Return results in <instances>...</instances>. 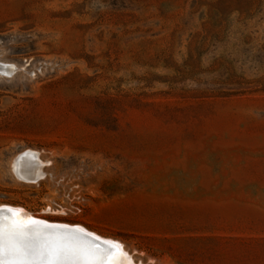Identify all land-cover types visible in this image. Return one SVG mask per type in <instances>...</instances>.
<instances>
[{
    "label": "rangeland",
    "instance_id": "1",
    "mask_svg": "<svg viewBox=\"0 0 264 264\" xmlns=\"http://www.w3.org/2000/svg\"><path fill=\"white\" fill-rule=\"evenodd\" d=\"M3 205L129 264H264V0H0Z\"/></svg>",
    "mask_w": 264,
    "mask_h": 264
},
{
    "label": "water",
    "instance_id": "2",
    "mask_svg": "<svg viewBox=\"0 0 264 264\" xmlns=\"http://www.w3.org/2000/svg\"><path fill=\"white\" fill-rule=\"evenodd\" d=\"M21 155L31 167L40 166L32 153L22 152ZM37 177L35 175L32 180ZM11 231L32 238L37 248L42 247L49 238H55L58 243L62 242L68 254L61 257L59 264H127L122 247L117 241L100 237L77 225L50 223L32 218L17 207L4 205L0 206V237L5 256L0 259V264H14L7 255L8 234ZM29 259L32 264H49L51 257L43 261L39 256Z\"/></svg>",
    "mask_w": 264,
    "mask_h": 264
},
{
    "label": "snow or ice",
    "instance_id": "3",
    "mask_svg": "<svg viewBox=\"0 0 264 264\" xmlns=\"http://www.w3.org/2000/svg\"><path fill=\"white\" fill-rule=\"evenodd\" d=\"M67 254V249L62 242L58 243L55 238H49L42 247L37 248L30 237L21 236L17 231H11L8 234L7 255L14 261V264H32L29 258L37 256L41 258V261L51 257L49 264H59L61 257ZM4 256L5 248L2 237H0V259Z\"/></svg>",
    "mask_w": 264,
    "mask_h": 264
},
{
    "label": "bare ground",
    "instance_id": "4",
    "mask_svg": "<svg viewBox=\"0 0 264 264\" xmlns=\"http://www.w3.org/2000/svg\"><path fill=\"white\" fill-rule=\"evenodd\" d=\"M26 214H27V213H26ZM27 215H28L29 217H32V216L29 215V214H27ZM32 218H33V217H32ZM95 234H96V233H95ZM118 243H119V242H118ZM120 244H121V243H120ZM122 251H123V249H122ZM123 253H124L125 257H126V260H125L126 263L129 264V263H128V260H129L130 257L128 258V256L126 255V253H125L124 251H123ZM130 264H131V262H130ZM132 264H134V263H132Z\"/></svg>",
    "mask_w": 264,
    "mask_h": 264
}]
</instances>
